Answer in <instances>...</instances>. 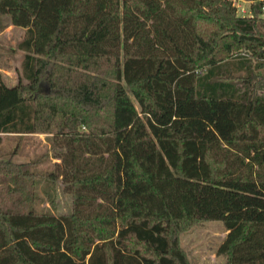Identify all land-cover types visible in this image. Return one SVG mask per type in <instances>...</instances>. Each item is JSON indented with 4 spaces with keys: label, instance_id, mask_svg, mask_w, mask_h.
Segmentation results:
<instances>
[{
    "label": "trees",
    "instance_id": "trees-1",
    "mask_svg": "<svg viewBox=\"0 0 264 264\" xmlns=\"http://www.w3.org/2000/svg\"><path fill=\"white\" fill-rule=\"evenodd\" d=\"M248 1L0 0L2 27L25 30L17 83L0 71V264H190L179 233L201 221L224 224L225 264H264V17ZM33 134L49 170L3 143ZM42 182L67 212L39 208Z\"/></svg>",
    "mask_w": 264,
    "mask_h": 264
},
{
    "label": "rangeland",
    "instance_id": "rangeland-1",
    "mask_svg": "<svg viewBox=\"0 0 264 264\" xmlns=\"http://www.w3.org/2000/svg\"><path fill=\"white\" fill-rule=\"evenodd\" d=\"M236 8L238 15L251 14V1L230 0ZM4 21L0 22V71L2 79L7 85H14L18 81L22 52L17 49L16 44L24 35V29L7 25L2 27ZM40 90L42 87H39ZM19 142L17 160L37 161V169L49 170L56 161L51 156L50 141L44 134H33L18 138L3 139V143L12 148ZM40 194L44 199L40 209L53 213H64L70 209V200L65 195L57 182L54 187H48L41 183ZM45 188V189H44ZM49 191L56 205L50 203L46 195ZM49 200V201H48ZM227 231L221 221H201L184 228L179 233L180 245L183 248L190 264H225L226 258L217 253L218 247L223 241Z\"/></svg>",
    "mask_w": 264,
    "mask_h": 264
},
{
    "label": "built area",
    "instance_id": "built-area-1",
    "mask_svg": "<svg viewBox=\"0 0 264 264\" xmlns=\"http://www.w3.org/2000/svg\"><path fill=\"white\" fill-rule=\"evenodd\" d=\"M261 1V12H262V16L264 17V0H260Z\"/></svg>",
    "mask_w": 264,
    "mask_h": 264
},
{
    "label": "water",
    "instance_id": "water-1",
    "mask_svg": "<svg viewBox=\"0 0 264 264\" xmlns=\"http://www.w3.org/2000/svg\"><path fill=\"white\" fill-rule=\"evenodd\" d=\"M39 90H40V88H39Z\"/></svg>",
    "mask_w": 264,
    "mask_h": 264
}]
</instances>
